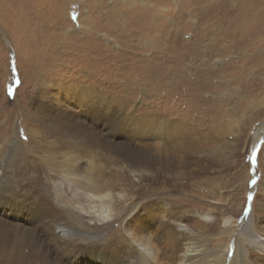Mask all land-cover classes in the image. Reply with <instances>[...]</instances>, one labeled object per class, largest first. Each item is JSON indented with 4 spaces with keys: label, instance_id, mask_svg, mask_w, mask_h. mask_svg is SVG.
Here are the masks:
<instances>
[{
    "label": "rangeland",
    "instance_id": "374dc122",
    "mask_svg": "<svg viewBox=\"0 0 264 264\" xmlns=\"http://www.w3.org/2000/svg\"><path fill=\"white\" fill-rule=\"evenodd\" d=\"M122 165L156 176L123 223L153 264L187 237L264 262L240 230L264 229V0H0V264L126 256L115 231L65 248L47 229L60 177Z\"/></svg>",
    "mask_w": 264,
    "mask_h": 264
},
{
    "label": "bare ground",
    "instance_id": "6f19581e",
    "mask_svg": "<svg viewBox=\"0 0 264 264\" xmlns=\"http://www.w3.org/2000/svg\"><path fill=\"white\" fill-rule=\"evenodd\" d=\"M66 142L69 145L79 143L77 139L66 140ZM121 167L124 170L122 173L109 176L99 172L81 176L67 173L60 177L61 189H64V194L70 198L72 204L62 203L55 197L56 202L60 203L61 215L52 219L47 229L54 241L63 244L65 248L79 243L108 242L109 234L115 231L117 233L115 238L120 243L116 247L117 253L123 251L126 256L123 253L125 260L124 257L119 256L113 264H153L157 261V251L150 236L138 233L129 228L130 226L124 227L123 223L132 218L131 213L135 209L131 205L134 199L150 190L156 176L154 172L147 171L141 165H122ZM245 214L246 212L242 217L240 216L241 233L247 236L246 240L264 257V236L261 235L264 229H261L262 233L258 234V229L251 227V219H248ZM175 225V234L180 236H184L189 230L181 220ZM232 249L231 251L228 247L223 260L220 261L219 255L215 252L211 255L205 254L206 249L203 250L191 237H187L174 259V264H249L246 256L238 249L237 243ZM93 257L92 260L99 261L100 264H109L97 256ZM257 264H264V262H257Z\"/></svg>",
    "mask_w": 264,
    "mask_h": 264
}]
</instances>
